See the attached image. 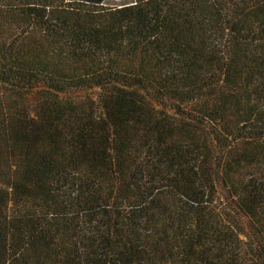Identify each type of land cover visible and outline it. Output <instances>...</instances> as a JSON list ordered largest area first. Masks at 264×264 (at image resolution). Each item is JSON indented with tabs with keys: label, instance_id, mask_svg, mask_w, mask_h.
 I'll list each match as a JSON object with an SVG mask.
<instances>
[{
	"label": "trees",
	"instance_id": "trees-1",
	"mask_svg": "<svg viewBox=\"0 0 264 264\" xmlns=\"http://www.w3.org/2000/svg\"><path fill=\"white\" fill-rule=\"evenodd\" d=\"M0 264H264V0H0Z\"/></svg>",
	"mask_w": 264,
	"mask_h": 264
}]
</instances>
